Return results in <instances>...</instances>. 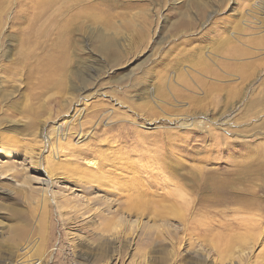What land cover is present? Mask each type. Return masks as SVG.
<instances>
[{
	"label": "rangeland",
	"instance_id": "rangeland-1",
	"mask_svg": "<svg viewBox=\"0 0 264 264\" xmlns=\"http://www.w3.org/2000/svg\"><path fill=\"white\" fill-rule=\"evenodd\" d=\"M248 263L264 0H0V264Z\"/></svg>",
	"mask_w": 264,
	"mask_h": 264
},
{
	"label": "bare ground",
	"instance_id": "bare-ground-1",
	"mask_svg": "<svg viewBox=\"0 0 264 264\" xmlns=\"http://www.w3.org/2000/svg\"><path fill=\"white\" fill-rule=\"evenodd\" d=\"M108 162V161H107ZM91 163V162H90ZM129 163V162H128ZM54 164V163H53ZM108 164V163H107ZM52 165V164H51ZM121 167V166H120ZM55 169V168H54ZM2 170V169H1ZM53 171V170H52ZM81 171H83L82 169H81ZM87 172H88V170H86ZM90 171H92V170H89V173H90ZM103 172V171H102ZM101 172V173H102ZM106 172V171H105ZM82 173V172H81ZM93 173V174H92ZM92 173H90V174H92V175H96L97 174V171H93ZM99 173V172H98ZM49 174V173H48ZM79 174V173H78ZM87 174V173H86ZM90 174H88V175H90ZM104 174V173H103ZM103 174H101V175H97V176H95V177H101ZM2 175H3V173H2ZM85 177H87V176H85ZM48 178V177H47ZM46 178V179H47ZM113 179V178H112ZM116 182V181H115ZM132 182V181H131ZM135 182V181H134ZM126 183V182H125ZM193 183H195V182H193ZM47 184H48V182L47 181H45V183H44V185H46L47 186ZM119 185V184H118ZM122 186V185H121ZM205 186V185H204ZM117 187V186H116ZM44 190V189H43ZM123 207V206H122ZM120 209V208H119ZM125 210V209H124ZM122 211V210H121ZM115 214V213H114ZM115 216V215H114ZM105 222V221H104ZM220 239V238H219ZM242 261V260H241ZM249 264V263H248Z\"/></svg>",
	"mask_w": 264,
	"mask_h": 264
}]
</instances>
